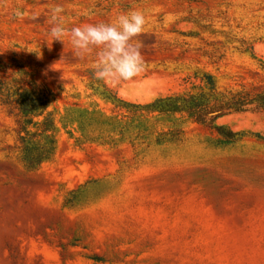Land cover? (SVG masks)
I'll return each mask as SVG.
<instances>
[{
  "label": "rangeland",
  "instance_id": "1",
  "mask_svg": "<svg viewBox=\"0 0 264 264\" xmlns=\"http://www.w3.org/2000/svg\"><path fill=\"white\" fill-rule=\"evenodd\" d=\"M56 6L67 29L144 13V71L102 81L122 103L198 84L178 64L200 40L179 33L245 38L264 59V0H0V60L23 66V88L51 94L56 126L53 158L29 172L0 114V264H264V113L219 119L242 134L229 141L183 115L117 107L87 87L96 51L52 42Z\"/></svg>",
  "mask_w": 264,
  "mask_h": 264
},
{
  "label": "trees",
  "instance_id": "2",
  "mask_svg": "<svg viewBox=\"0 0 264 264\" xmlns=\"http://www.w3.org/2000/svg\"><path fill=\"white\" fill-rule=\"evenodd\" d=\"M179 34L200 40L198 45L188 48L194 57L178 64V70L185 72L186 78L198 80L190 90L159 97L144 105L122 103L102 80L95 78V70L86 71L87 87L104 99L118 103L119 108L123 104L127 111L145 115H183L225 140H237L242 134L218 125L217 121L233 114L264 113V59L254 52L253 43L245 38L224 35V41L207 42L198 34ZM234 56L242 59L238 65H235ZM25 73L17 60L8 63L0 60V114L11 119L15 134V144L9 150L30 172L53 158L56 126L50 110L51 94L45 89L23 88ZM216 74L222 80L241 82L235 86L221 84ZM246 79L250 81L245 82Z\"/></svg>",
  "mask_w": 264,
  "mask_h": 264
},
{
  "label": "clouds",
  "instance_id": "3",
  "mask_svg": "<svg viewBox=\"0 0 264 264\" xmlns=\"http://www.w3.org/2000/svg\"><path fill=\"white\" fill-rule=\"evenodd\" d=\"M62 12L63 8L60 6L52 9L53 26L48 33L52 42H64V38H69L74 54L80 58L95 50L96 79L118 84L129 81L144 71L141 45L134 41L142 33L146 23L143 12L130 11L120 14L112 23L84 24L71 29L63 26V17L60 15ZM14 15L22 19L24 13L17 9Z\"/></svg>",
  "mask_w": 264,
  "mask_h": 264
}]
</instances>
